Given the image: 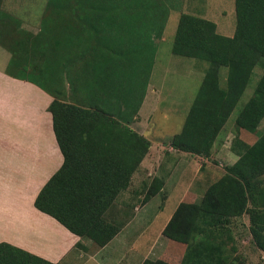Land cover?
Returning <instances> with one entry per match:
<instances>
[{"label":"trees","instance_id":"16d2710c","mask_svg":"<svg viewBox=\"0 0 264 264\" xmlns=\"http://www.w3.org/2000/svg\"><path fill=\"white\" fill-rule=\"evenodd\" d=\"M137 6L141 7L138 0H48L43 30L32 39L12 37L6 23L0 28V45L12 53L10 68L21 65L23 71L27 70L23 60L29 56L44 60V68L37 63L32 67L34 72L57 77L51 69L55 61L82 59L72 81L84 93V104L62 101L58 93L30 78L53 96L48 110L64 156L61 167L37 193L34 206L98 246L105 245L118 232L120 225L109 220L107 211L129 187L150 146L147 138L129 126L145 92L135 81L142 69L135 64L132 67L129 59L134 58L130 56L132 52H139V27L151 25L149 21L135 20L139 16ZM235 11L232 36L217 34L211 21L187 14L180 17L172 52L204 60L208 66L180 131L170 139L169 145L176 150L209 155L256 66L262 68V73L252 96L239 111L236 125L253 132L264 118V0H235ZM160 26L156 37L161 36L163 24ZM128 32L134 33L136 48L124 37ZM112 37L117 40L112 41ZM60 44L64 49L58 48ZM222 67L227 70L224 87L218 76ZM64 70L62 75L69 71ZM77 134L86 137L77 142ZM108 146H112V170L99 166L107 157L103 152ZM231 148L237 160L226 166L225 174L208 186L199 201L186 202L184 198L162 231L177 244H186L181 264H189L199 256L212 260L211 229L221 227L230 216L244 213L249 214L254 242L264 250V131L252 144L235 139ZM161 187V179H156L144 199ZM77 246L84 249L80 242ZM169 253L165 252L164 258ZM0 264L58 263L0 243ZM144 264L171 263L145 259Z\"/></svg>","mask_w":264,"mask_h":264},{"label":"crops","instance_id":"0c3cea01","mask_svg":"<svg viewBox=\"0 0 264 264\" xmlns=\"http://www.w3.org/2000/svg\"><path fill=\"white\" fill-rule=\"evenodd\" d=\"M10 61V53L0 45V243H7L51 263L144 264L145 259L155 256L151 251L158 241L165 246L162 231L179 203L197 185L196 181L199 180L202 186L207 179V175L205 178L200 171L189 176L187 169H181L198 164L194 157L197 155L172 148L170 140L164 144L163 140L147 137L148 124L144 126L140 114L147 104L155 110V105L160 103V91L150 87L146 77L144 97L131 128L147 138L150 146L131 178V182L137 185L136 189L122 191L119 194L121 198L115 201L118 213L128 220H122L124 224L119 226L110 241L98 246L90 239L72 233L34 206L37 193L61 167L64 156L48 110L53 96L30 78L17 76L16 67L10 68ZM49 78V82L43 85L58 93L60 98L67 99V81L63 75ZM72 97L75 103H85L83 92L76 91ZM85 137V134L82 138L77 134L75 139L78 142ZM103 153L107 157L99 166L112 170V146ZM232 155L235 158L231 164L238 157L235 153ZM158 178L162 181L161 189L145 200L148 187ZM162 195L165 198L161 206ZM123 204L132 206L126 208ZM111 210L112 206L107 214L112 221ZM134 232L140 237L136 239ZM78 242L84 249L77 246Z\"/></svg>","mask_w":264,"mask_h":264},{"label":"rangeland","instance_id":"374dc122","mask_svg":"<svg viewBox=\"0 0 264 264\" xmlns=\"http://www.w3.org/2000/svg\"><path fill=\"white\" fill-rule=\"evenodd\" d=\"M138 1L141 3V7L137 6L135 8L139 14L135 20L149 21L151 25L139 27L142 32L138 39L139 52H132L130 56L133 57L134 55V58L129 60H131L132 67L135 64V67L142 69L140 76L136 75L135 80L139 89H145L146 77H148L149 86H153L154 89L160 91V103L155 105V110H153V106L147 104L141 111L140 117L144 119V126H146V123L148 124L146 128L147 137L150 140H163L164 144H167L172 135L180 131L208 66V63L204 60L178 56L172 52L174 36L180 17L183 14H187L211 21L215 25L217 34L232 36L236 26L235 0ZM47 2L48 0H0V28L6 23L12 37L21 39L23 36H28L31 37L29 39H32L33 36L43 30L42 17ZM160 24H163L162 33L160 37H156L155 32L157 28L161 27ZM112 28L116 32L114 27ZM124 37H127L128 40L130 39L134 48L137 47L134 33L128 32L127 36L124 35ZM116 40L112 37V41ZM58 48L64 49V45L60 44ZM8 52L12 56V53ZM23 61V64L28 69L23 71L21 65L15 66V71L18 74L23 77L36 79L41 83L49 82L47 79H50V75L47 72L45 76H41L40 74L42 73L39 74L32 70V67L37 63L43 69L44 67L41 63L44 60H34L32 57L27 56ZM80 63H82V59L77 58L74 61L65 60L64 63L58 60L54 62V66H51L52 72L57 77L62 75V69L69 70L66 75L63 74V79L67 81L68 91L67 99L64 98L65 100L63 99L62 101L75 103L72 95H75V92L80 90L78 89V83L74 84V81H72V76L78 70ZM44 64L45 66L47 65L46 62ZM226 71L225 67H222L219 71L218 76L221 87L226 84ZM70 72L71 74H68ZM261 73L262 68L256 66L250 82L220 129L209 155L194 156L198 164L194 163V166L188 165L181 168L183 170L184 168L185 170L187 169L189 176L195 175L197 171L202 172L204 177L207 175L206 184L200 186V181H196L197 185L195 184L196 186L194 185L192 190L185 196L186 202L199 201L208 186L225 174L226 166L233 164L231 162L235 157L232 155L234 152L231 145L235 139L252 144L258 135L264 131V118L260 120L256 131L253 132L246 131L236 125V117L245 102L252 96L255 84ZM131 122L129 123L130 127L132 126ZM262 180V185H264V175ZM152 184H155V182ZM136 187L135 182H131L126 190L131 192ZM168 188L169 186H167ZM120 198L119 196L117 199ZM164 198V195L160 197L161 206ZM172 202L171 200L170 203ZM123 205H126L127 208L131 204ZM117 207L114 202L111 210L112 222L121 226L122 223L124 224L128 220V217L124 220L122 215L118 213ZM107 216L109 217V215ZM227 220L221 227L218 226L211 229L213 237L210 238V242L214 250L212 253L213 259L211 260L208 256L193 257L189 264H217L219 261L225 264H264V250L253 240L250 231L249 214L244 213L236 217L230 216ZM262 235L264 236V229ZM133 236L137 239L140 234L137 235L134 232ZM163 236L162 240L166 242L165 246L163 244L161 246L160 243L162 242L158 241L156 247L151 251L155 256L159 255V258L151 255L149 259H162L171 264H181L187 250L186 244H177V242L170 240L164 234ZM134 237L133 239H135ZM163 248H165L164 253H162ZM167 251L170 253L164 258L163 254ZM160 255L162 256L160 257Z\"/></svg>","mask_w":264,"mask_h":264}]
</instances>
